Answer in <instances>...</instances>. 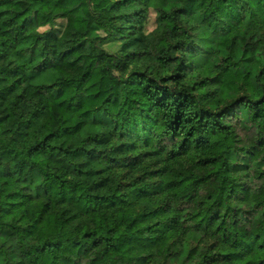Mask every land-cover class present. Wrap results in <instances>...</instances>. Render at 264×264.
Segmentation results:
<instances>
[{"label":"clouds","instance_id":"1","mask_svg":"<svg viewBox=\"0 0 264 264\" xmlns=\"http://www.w3.org/2000/svg\"><path fill=\"white\" fill-rule=\"evenodd\" d=\"M0 264H264V0H0Z\"/></svg>","mask_w":264,"mask_h":264}]
</instances>
